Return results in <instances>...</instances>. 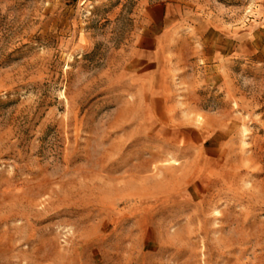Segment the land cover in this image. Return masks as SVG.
I'll return each mask as SVG.
<instances>
[{
  "label": "rangeland",
  "instance_id": "obj_1",
  "mask_svg": "<svg viewBox=\"0 0 264 264\" xmlns=\"http://www.w3.org/2000/svg\"><path fill=\"white\" fill-rule=\"evenodd\" d=\"M0 264H264V0H0Z\"/></svg>",
  "mask_w": 264,
  "mask_h": 264
}]
</instances>
